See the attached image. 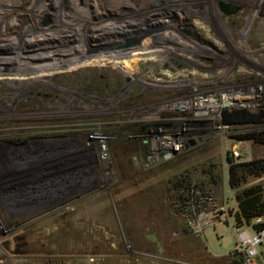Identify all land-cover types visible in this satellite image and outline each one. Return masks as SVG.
I'll list each match as a JSON object with an SVG mask.
<instances>
[{
    "label": "rangeland",
    "instance_id": "1",
    "mask_svg": "<svg viewBox=\"0 0 264 264\" xmlns=\"http://www.w3.org/2000/svg\"><path fill=\"white\" fill-rule=\"evenodd\" d=\"M1 1L18 12L5 46L33 35L42 0L33 11ZM164 9L198 42L176 41L175 58L131 62L132 73L112 63L0 76V264H243L237 230L264 217L236 223L235 194L254 184L264 194V171L231 186L228 168L264 157V142L242 137L264 128V0ZM226 94L240 101L199 104ZM233 108L262 113L224 121Z\"/></svg>",
    "mask_w": 264,
    "mask_h": 264
},
{
    "label": "bare ground",
    "instance_id": "2",
    "mask_svg": "<svg viewBox=\"0 0 264 264\" xmlns=\"http://www.w3.org/2000/svg\"><path fill=\"white\" fill-rule=\"evenodd\" d=\"M41 1V0H40ZM119 4H128V2H132V0H116ZM58 7L56 6L52 12L51 6L54 3V1L49 2L44 5H40L39 0H31L28 4L27 9L33 11L35 9V6L40 5V11L37 12V14L33 13V20L32 24L31 22L28 24L27 29L33 30L34 34L27 36L25 33L26 30H24L25 37L21 38L26 39L27 42H31V39L33 36L41 33L37 32L35 33V29L37 28L38 31H42L43 33L46 32V27L41 26L39 23L42 18L49 19V22L51 23L50 27L52 28H58L62 25L64 26L65 23H67L68 27L71 29H74V33L76 37L74 38V41L72 42H60V44H53L52 41L55 43L54 39H49V41L45 42H36L29 44L27 48H23L20 45L21 40L12 39L10 42H12V45L5 46V40L3 39L4 34L10 30L8 27H12L16 24L18 21L17 17L15 16L17 12V8L10 7L13 5V3L7 2H0L1 7L5 8H11L12 10L5 14V12H1L0 16L3 18V22L0 23V76L4 77H10V78H28L33 75H39L44 73H51L54 68L59 67L60 65L67 64L68 69L69 68H78L83 65H90L93 64L94 61H100L99 63H118V62H126V60H130L132 54L143 48L141 44L136 45L135 44L130 47L129 50H119V51H96L93 52L92 55H79L78 51V39L82 38L81 35V28L75 29V27H71V24L73 26H78L81 22H79L78 19H82V16L86 18L84 15V11L88 12L91 8L88 7V4H91L93 7L96 6L95 0H56ZM88 7V9H87ZM44 8L45 10H42ZM26 9V10H27ZM27 10V11H28ZM113 25V23L111 24ZM49 27V29H50ZM204 27V26H203ZM48 29V28H47ZM207 29V28H206ZM177 33L180 34L183 38L187 40H191L189 38L188 32L181 28V27H175L174 29ZM217 32L219 33L220 30L217 29ZM173 34V33H172ZM175 36V34H174ZM115 37V36H113ZM2 38V39H1ZM118 41L123 42L124 38L122 37H115ZM91 40V38H88ZM95 40L96 39H92ZM136 42V41H134ZM195 42V41H193ZM26 43V42H25ZM183 43V41H182ZM187 43V41H186ZM195 43L194 45H196ZM76 52V53H75ZM131 54V55H130ZM49 56L51 59H49ZM136 58V57H135ZM105 62H104V61ZM26 62V63H25ZM27 64V65H25ZM33 72V73H29ZM29 73V74H28ZM223 95V94H222ZM224 96V95H223ZM226 97V98H225ZM223 97L220 102H216L211 99H207L204 102H199V104H202L204 106H210V107H216L219 104V106H225L226 104L229 105L232 104V100L240 101L239 97H231L229 94H226V96ZM250 105V104H249ZM96 137V136H95Z\"/></svg>",
    "mask_w": 264,
    "mask_h": 264
},
{
    "label": "built area",
    "instance_id": "3",
    "mask_svg": "<svg viewBox=\"0 0 264 264\" xmlns=\"http://www.w3.org/2000/svg\"><path fill=\"white\" fill-rule=\"evenodd\" d=\"M53 0H42L41 5L46 6L49 2ZM96 6L93 7L91 4H88V7L91 9L88 12L84 11V16L82 19H78L81 22L78 26H73L75 29L81 28L82 38L78 39V51L79 55H92L96 51H119L129 50L132 47L134 41L137 43L142 42L145 37L151 35V32L146 31L141 33L146 28L145 22V10L143 7V2L138 0H132L128 4H119L116 0H95ZM50 9L53 6H59L55 0ZM87 7V9H88ZM43 10H45L43 8ZM125 13V16L122 14ZM133 14V15H132ZM41 26L46 27V32H41L31 39V43L36 42H45L49 39H54L55 43L60 44V42H72L74 41L73 37H76L73 34L75 31L68 27L67 23L61 27L51 28V23L49 19L42 18L39 22ZM113 23V25H111ZM50 27V29H49ZM48 28V29H47ZM37 29V28H36ZM37 33V30L36 32ZM122 37L124 41H118L115 37ZM88 38H91L89 40ZM92 39H96L92 40ZM135 44L134 48L136 47ZM76 53V52H75ZM91 58V57H89ZM49 59L50 56H49ZM137 61L142 60V56L139 55L136 58ZM104 61V60H103ZM100 61H94L90 65H101V64H110L109 62L99 63ZM84 66V65H83ZM68 68L67 64L60 65L57 68H54L51 73L58 72L61 69ZM48 74V73H47ZM173 149L171 152H175L176 149H179V143H172ZM171 152L169 154H171ZM264 242V227L260 229H250L249 227H242L237 230V241L236 248L243 252V264H254L255 257L259 252V246Z\"/></svg>",
    "mask_w": 264,
    "mask_h": 264
},
{
    "label": "trees",
    "instance_id": "4",
    "mask_svg": "<svg viewBox=\"0 0 264 264\" xmlns=\"http://www.w3.org/2000/svg\"><path fill=\"white\" fill-rule=\"evenodd\" d=\"M262 111L257 114L250 113L245 108H233L223 110V119L226 122L257 120ZM260 114V115H259ZM258 116V117H257ZM242 137L253 138L256 141L264 142V128L258 131L245 133ZM251 171L260 174L264 171V157H256L249 160L238 161L229 164V184L236 186L243 177V172ZM261 185L254 184L246 186L241 191L236 192L238 209L235 213L236 223H248L253 217H264V194L261 192ZM255 228L264 227V219L252 224Z\"/></svg>",
    "mask_w": 264,
    "mask_h": 264
},
{
    "label": "flooded vegetation",
    "instance_id": "5",
    "mask_svg": "<svg viewBox=\"0 0 264 264\" xmlns=\"http://www.w3.org/2000/svg\"><path fill=\"white\" fill-rule=\"evenodd\" d=\"M156 4L159 9L160 12H157L156 14L153 13L150 16V9L149 6L152 4ZM164 3L165 0H143V7L145 10V22H146V28L141 32L143 34L144 31L148 30V33H152L150 36L145 37L143 39L142 42L137 43V41L133 44H141V46H143L142 49L135 51L132 56L130 58V60H126V62H118L116 64L121 65L123 68V72L126 73H132L133 69L136 70L135 66L133 67V64L131 62H136L137 59H134L135 57L141 55L142 56V60L144 59V62H147V60H155V62H158V59L161 60L165 59V58H175V56L179 55L178 53H176V51H174L175 49V45H178V41L180 43H182L185 45H192L194 46L195 43L198 44V42L196 40H193L195 42H193L192 40H187L185 38H183L182 36H180L179 33H177L174 29L175 27H180L178 25V21L180 19V16L178 15H173V13L175 14L176 9L172 10L170 9V11H165L164 9ZM174 18V21L177 22V25L173 27V29H169V28H165V19L168 18ZM169 23V22H168ZM169 25H171V23H169ZM164 29H165V33L169 34L171 32L170 35H172L173 39L171 38H164ZM173 33V34H172ZM175 34V36H174ZM192 34V33H191ZM175 37V38H174ZM177 41V42H176ZM187 41V43H186ZM165 46H171L172 49H167L165 50ZM177 49H180V47H177ZM131 55V54H130ZM111 64V63H110ZM115 64V63H114ZM128 64H131L129 67H127ZM125 65V66H124ZM133 68V69H132Z\"/></svg>",
    "mask_w": 264,
    "mask_h": 264
}]
</instances>
